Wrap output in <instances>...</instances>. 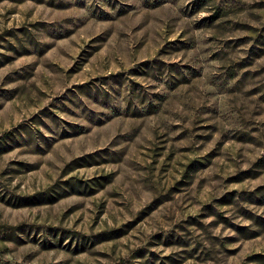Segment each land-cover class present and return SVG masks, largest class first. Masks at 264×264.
Listing matches in <instances>:
<instances>
[{"label":"rangeland","instance_id":"rangeland-1","mask_svg":"<svg viewBox=\"0 0 264 264\" xmlns=\"http://www.w3.org/2000/svg\"><path fill=\"white\" fill-rule=\"evenodd\" d=\"M0 264H264V0H0Z\"/></svg>","mask_w":264,"mask_h":264}]
</instances>
